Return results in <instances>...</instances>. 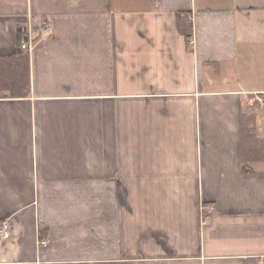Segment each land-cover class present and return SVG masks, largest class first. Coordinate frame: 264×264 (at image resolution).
<instances>
[{"label":"crops","instance_id":"1","mask_svg":"<svg viewBox=\"0 0 264 264\" xmlns=\"http://www.w3.org/2000/svg\"><path fill=\"white\" fill-rule=\"evenodd\" d=\"M23 54L0 264H264L241 140L243 114L264 138V0H0V56Z\"/></svg>","mask_w":264,"mask_h":264},{"label":"trees","instance_id":"2","mask_svg":"<svg viewBox=\"0 0 264 264\" xmlns=\"http://www.w3.org/2000/svg\"><path fill=\"white\" fill-rule=\"evenodd\" d=\"M30 86L26 55L0 56V98L23 96ZM253 115H242L241 140L244 165L264 157V138L254 125Z\"/></svg>","mask_w":264,"mask_h":264},{"label":"built area","instance_id":"3","mask_svg":"<svg viewBox=\"0 0 264 264\" xmlns=\"http://www.w3.org/2000/svg\"><path fill=\"white\" fill-rule=\"evenodd\" d=\"M43 34L41 35L42 38H47L51 35L52 29L44 23V27L42 28ZM25 33H28L27 29H24ZM36 39L32 37V35L29 33L21 40V49L23 51L30 50L33 47V43ZM257 100L260 102H263V99L261 97H257ZM11 236V224L8 220H4L1 222L0 226V237L3 239H9ZM44 245L47 244V242H43Z\"/></svg>","mask_w":264,"mask_h":264}]
</instances>
